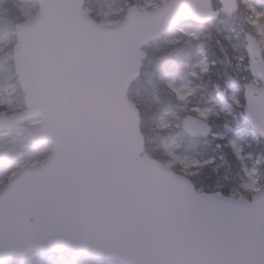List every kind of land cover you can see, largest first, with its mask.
<instances>
[{
	"label": "water",
	"instance_id": "95a60500",
	"mask_svg": "<svg viewBox=\"0 0 264 264\" xmlns=\"http://www.w3.org/2000/svg\"><path fill=\"white\" fill-rule=\"evenodd\" d=\"M219 1L224 8V0ZM195 2L169 0L175 5L174 13L158 36L139 44L134 76L131 52L146 30L143 20L125 23L130 9L143 12L136 5L127 9L121 25L90 33L106 38L102 45L85 39L89 35L81 22L86 12L85 0H38L39 11L34 19L17 25L14 63L25 93L26 109L14 114L0 113V133L15 131L27 136L30 143H49L53 150L43 161L21 167L0 188V264L35 251L58 254L72 251L121 264H129L159 246L176 261H183L186 253L205 251L198 226H193L190 243L185 244L183 232L170 230L162 234L153 224L158 219L173 225L180 215L186 221L192 219L191 209L181 212L172 206L175 189L171 184L148 190L135 203L138 216L150 232L147 240L130 241L120 230V189L130 146L135 143L140 149L141 160L146 157L166 165L144 155L146 141L140 111L128 92L140 76L146 56L144 48L152 41L188 23L205 24L219 18V11L218 15L199 16L193 8ZM87 14L96 25L103 24ZM250 36L255 38L251 33L246 35L249 70L260 82L258 86L264 88V78L252 68L253 60L264 64L263 50L259 45L256 55H252L248 47ZM252 83L245 85L244 117L264 141V133L247 110L248 85ZM252 96L256 98L257 109L264 107L260 91H252ZM189 116L198 118L188 115L183 119L186 134L192 137L211 134L212 126L206 121L209 129L206 133L190 132L185 127ZM36 119H39L36 125L24 126ZM6 157L7 149L0 148V161ZM170 171L176 177H186ZM195 191L201 194L196 205L202 216L221 215L214 227L234 229L248 237L218 249L217 258L238 257L242 250L249 259L256 258L258 237L264 228V188L250 199L200 192L196 186Z\"/></svg>",
	"mask_w": 264,
	"mask_h": 264
},
{
	"label": "trees",
	"instance_id": "16d2710c",
	"mask_svg": "<svg viewBox=\"0 0 264 264\" xmlns=\"http://www.w3.org/2000/svg\"><path fill=\"white\" fill-rule=\"evenodd\" d=\"M17 1L0 0V19L6 20L9 31L15 39L7 51L11 54L16 44V26L25 21ZM237 2L239 9L235 13L221 11L216 20L206 24H191L197 31L194 39L180 32L175 34L168 32L146 46L141 74L129 90L130 98L140 110L141 130L146 140L144 153L164 162L167 156L162 149L163 142L177 141L180 143L179 152L204 159L214 158L212 163L190 179L202 192H215L216 185L223 184L220 191L225 195H231L236 177L242 173L243 168V162L228 143L230 137L241 135L245 140V154L252 155L254 159L262 158L264 169V141L245 121L243 111L245 85L253 81L249 71L246 43V33L251 30L244 16L249 4L264 9V0H237ZM144 3V0H85L84 8L100 21V13L104 11L118 10L124 18L130 5L141 6ZM213 6L216 10L222 8L218 0H213ZM2 23L0 22V29ZM172 38L175 40L169 41ZM4 54L1 53L0 57ZM179 54L182 55L181 59L178 58ZM239 56L247 57L242 66L237 60ZM203 57L208 62L209 71L192 78V82L201 87L200 93L215 98L238 119L236 126L229 119V115L221 112L212 122L209 121L213 133H226V137L222 139L212 136L208 139L191 138L184 134L180 126L175 128L172 125L168 130L158 127L161 118L172 121L174 112H177L181 118L189 114L197 116L194 111L189 110L198 103L197 99L193 97L188 104L180 101L168 88L167 82L172 79L180 81L186 77L190 71L189 66L198 63ZM233 95L240 99L242 106H237L233 102L231 99ZM184 105L187 106V110L182 109ZM4 110L5 107L0 106V111ZM207 140L210 141V145H203ZM173 169L183 174L181 168L176 166Z\"/></svg>",
	"mask_w": 264,
	"mask_h": 264
},
{
	"label": "snow or ice",
	"instance_id": "6c2138e0",
	"mask_svg": "<svg viewBox=\"0 0 264 264\" xmlns=\"http://www.w3.org/2000/svg\"><path fill=\"white\" fill-rule=\"evenodd\" d=\"M53 11L56 5L52 6ZM194 11L201 17L207 16L209 13L218 15V11H214L211 0H196L193 5ZM237 8V0H224L223 11H235ZM248 9L250 15L247 19L250 23L256 26L261 36H264V25L261 24L264 21V9H257L255 6L249 4ZM175 10V5L170 4L169 0H162V5H156L153 12L149 13L146 10L143 12H137L136 9H130L129 16L125 23H133L138 20H143L146 25V30L142 33L138 43L134 46L131 52L130 66L132 67L131 75L136 73L135 66L138 64L139 44L145 42L150 38L158 36L168 25ZM82 24L85 25L89 35L85 37L87 42L95 45H102L106 42V38L92 36L90 33L95 29L104 27H117L121 25L120 20H108L106 19L103 24L96 25L95 21H92L87 12H84L81 17ZM185 36L190 38H196V33L181 30ZM251 41L249 44V50L253 56L256 55L258 46L264 44V40H256L253 37H249ZM247 57L239 56L237 60L239 64L244 65ZM252 68L254 71L259 72L261 78H264V64H257L253 60ZM209 67L207 65L201 66V72L207 73ZM193 76H197L198 73L192 72ZM169 89L174 92L180 101L188 103L190 98L195 95L193 89H178L174 84H168ZM249 87V104L248 114L264 133V107L257 109L255 104V97L252 96V91H260L264 95V88L258 86L256 82L248 85ZM233 102L237 106H242L238 97H232ZM133 113L135 112L134 106H131ZM198 113V118L189 116L185 120V127L193 134L206 133L207 128L204 121H207L213 114L211 109L201 110L200 108L193 109ZM162 130H168L172 127L169 123H161L159 126ZM135 137V134H134ZM232 147L236 149L237 154L240 153V148L233 142ZM139 148L135 143L130 146L128 153V161L124 168L122 185H121V201H122V214L120 220V230L122 236L130 241L135 240H147L150 236L149 229L142 222L138 216L135 203L141 198L148 190L159 187L164 184H171L175 191L172 195V206L179 209L181 212L185 209H191L193 215L191 221H186L183 215L177 217L173 225L162 223L158 219L153 221L156 229L162 234H167L170 230L180 231L184 233L183 243L188 244L191 240V232L193 226H198V230L202 233V244L205 251L200 253H186L183 261H176L173 259L163 248V246L157 247L155 250L140 256L139 258L132 260L129 264H264V228L260 230V234L257 241L258 255L254 259H249L247 254L241 251V255L234 258H217L216 251L222 247L235 244L243 241L248 237L237 233L234 229L231 231H225L218 227H214L219 220L222 219L219 213L210 216H202L200 214L199 206L196 205V201L201 198V194L195 191V186L186 177H176L170 170L174 168L176 164L183 165L185 169L193 166L195 162L187 159H182L174 152L170 151L172 159L168 161L166 165L158 164L154 161L148 160L146 157L141 160L139 157ZM13 176L16 173L12 174ZM247 188L259 191L256 182L246 185Z\"/></svg>",
	"mask_w": 264,
	"mask_h": 264
},
{
	"label": "rangeland",
	"instance_id": "374dc122",
	"mask_svg": "<svg viewBox=\"0 0 264 264\" xmlns=\"http://www.w3.org/2000/svg\"><path fill=\"white\" fill-rule=\"evenodd\" d=\"M245 1V0H243ZM144 4L140 6L141 10H150L151 8L155 7L156 5L162 4V0H144ZM17 5L19 6V10L21 12V16L26 20L30 21L33 20L37 11V3L34 0H18ZM258 8L256 5L251 4ZM89 12V10H87ZM248 15H250L249 9L245 12V21L248 24L251 32L254 37L259 40H264V36H261L259 31L257 30L256 26L249 22L247 19ZM101 20L100 22L104 23L106 19L108 20H121L122 14L118 10H108L100 13ZM1 24L0 29V54L5 53L4 56L0 57L2 59L0 61V106L5 107L6 113H14L19 111L21 108L24 107V91L20 88L18 80L16 78V73L14 72V63H13V54L7 52L8 49L13 45L15 39L12 37L11 32L9 31V25L6 23V20L0 19ZM264 25V21L261 22ZM187 30L196 33V29L190 25L186 24L183 27L172 31V33L180 32L183 33L181 30ZM243 29V28H241ZM16 33V31H15ZM246 33V34H247ZM184 34V33H183ZM175 38L170 39L169 41H173ZM264 54V44H260ZM178 58L181 59L182 55L179 54ZM207 65V60L203 57L198 63L189 66V74L182 78L180 81H176L174 79L169 80L167 82V86L169 83L174 84V86L178 89H193L195 90V95L192 96L189 100L192 101V98H196L198 103L192 106L189 110L193 111L195 108H200L201 110H212V115L207 120L213 121V118L221 114V112H225L227 115L230 116V120L236 126L238 125V119L235 114L228 111L219 104V102L211 97L206 95V93L199 92L201 89L200 86L195 85L192 82V78L196 77L192 75V72L201 73V66ZM197 75V76H198ZM254 82L258 83L257 81L253 80ZM169 88V87H168ZM171 90V89H170ZM174 93V92H173ZM175 94V93H174ZM236 96V95H233ZM232 96V97H233ZM237 97V96H236ZM232 99V98H231ZM23 101V102H22ZM188 102V103H189ZM187 103V104H188ZM204 105H202V104ZM186 104V105H187ZM184 105L182 109L187 110V106ZM195 112V111H194ZM196 113V112H195ZM174 119L172 121L166 120L161 118L158 124V127L161 123H169L175 128L181 127L182 118L177 113L174 112ZM198 117V113H196ZM38 120H34L31 122H26L25 126H34ZM213 138H225L226 133L218 132L213 133ZM233 142L238 145L240 148V153L237 154L236 149L232 147ZM229 145L232 147L234 152L237 154L239 159L243 162L242 173L236 177V182L234 187L232 188L231 195L235 198H245L249 199L250 196L258 191L253 189L247 188L246 185L252 184L253 181L256 182V186L258 189H262L264 187V169L262 168L263 160L262 158H253L250 154H245V140L241 135L233 136L228 139ZM203 145L209 146L210 141H204ZM0 148H6L9 152V155L5 161L0 162V188L3 187L9 178L12 176L13 173L17 172L21 167L26 164H35L43 161L46 159L53 147L48 143H43L40 145H36L30 143L26 136H20L15 131L13 132H6L0 134ZM162 149L165 151L167 159L165 164L168 163L169 160L172 159L170 155V151L174 152L177 156L181 157L182 159H187L189 161L195 162L192 167L185 169L183 165L176 164L174 167L181 168V173L184 176L190 178L194 176L196 173L202 171V169L209 165L214 161V158H201L195 155H190L184 152H179L180 143L177 141H164L162 144ZM223 184H217L215 190L221 192ZM259 190V191H260ZM6 264H120L116 262H108V261H101L94 258H88L84 254H75L71 251H64L63 253H49V252H42V251H35L25 256H18L14 259L10 260Z\"/></svg>",
	"mask_w": 264,
	"mask_h": 264
},
{
	"label": "flooded vegetation",
	"instance_id": "af4514ba",
	"mask_svg": "<svg viewBox=\"0 0 264 264\" xmlns=\"http://www.w3.org/2000/svg\"><path fill=\"white\" fill-rule=\"evenodd\" d=\"M9 152V151H8ZM8 155H9V153H8ZM8 155H7V157H8Z\"/></svg>",
	"mask_w": 264,
	"mask_h": 264
}]
</instances>
